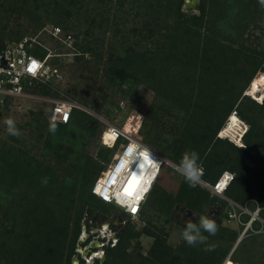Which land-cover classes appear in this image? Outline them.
Wrapping results in <instances>:
<instances>
[{"label":"trees","instance_id":"1","mask_svg":"<svg viewBox=\"0 0 264 264\" xmlns=\"http://www.w3.org/2000/svg\"><path fill=\"white\" fill-rule=\"evenodd\" d=\"M185 2L0 0V45L19 42L24 35L39 40L42 18L62 28L73 38L70 49L86 86L81 95L84 104L100 110L106 103L117 106V96L134 100L138 91H149L153 100L139 131L142 142L176 165L186 150L196 151L203 167L202 179L215 183L224 171H230L235 178L225 195L238 204L254 200L264 208V96L259 102L245 94L257 71H264V7L259 0H199L198 14H190V9H183ZM21 18L28 22L24 32L8 30L9 22ZM9 38L12 40H5ZM48 38L58 45L51 34ZM38 55L43 58L47 54L37 51ZM100 70L106 85L96 92H107H102L106 93L103 100L91 93ZM258 78L264 82V75ZM26 91L61 97L51 83L35 82ZM233 110L248 126L242 147L217 137ZM3 111L0 109V118ZM33 115L36 139L44 141L42 155L54 153L57 160L70 162V169L54 172L29 151L0 144V264H71L73 256L79 255L76 247L86 209L96 210L92 186L117 147L96 157L88 153L99 121L82 110L75 109L68 124H56L54 134L49 131L50 114ZM141 161L128 182H139ZM176 174L180 175L171 166L163 167L140 213L143 232L136 231L129 219L121 229L116 228L117 243L104 247L101 264L224 263L238 231L232 232L234 243L223 251L214 246L213 251H187L184 246L178 251L167 244L166 230L148 219L150 210L168 206L163 211L169 222L173 203L178 205L175 213L197 195L210 206L220 204L218 218L223 217L228 203L200 186L189 187L181 175L178 194L168 195L159 186L160 178L163 175L168 180ZM45 177L46 185L42 183ZM128 182L132 194L134 187ZM142 235L154 239L145 253L139 240ZM239 246L231 255L233 264H264V258L254 256L242 261L236 254Z\"/></svg>","mask_w":264,"mask_h":264},{"label":"rangeland","instance_id":"2","mask_svg":"<svg viewBox=\"0 0 264 264\" xmlns=\"http://www.w3.org/2000/svg\"><path fill=\"white\" fill-rule=\"evenodd\" d=\"M198 2L199 0H186L183 9L185 11L190 9L189 11L190 14H198V11H196V8L194 7L198 5ZM41 22L43 24V28L38 32L37 36H40L38 41L42 43L44 46H47L52 53L57 54L58 52H61L60 56L51 58L48 62V65L50 66L51 69L58 68L59 74L62 76V78H58L54 80L51 79L46 82V83L54 84L55 89L59 91L61 97L56 98L52 96H41L38 94L31 93L39 98L38 99L12 98L9 100L10 102L8 103L7 107H5L6 103L4 105H0V109H4L3 116L2 118H0V144H8V146H15L18 148H22L25 151H29L31 156L36 155L38 157V161H40L43 165L50 167L52 171L63 172V170L68 171V169H70V162L57 160L54 153L47 154L46 157L42 155L44 149V141L43 140L38 141L36 139L37 131L35 129L34 123L31 121L34 118L33 113L35 114L39 112H44L45 115H49L53 106V103L50 100H66V101L77 102L82 107L79 110L86 112L91 117L99 121L98 134L96 138H94L93 141L87 146L88 153L93 157H96L99 152H103L105 150H110L112 152V149L103 148L100 144V141L98 142V138H99L98 135L104 131L107 123L115 124L121 128L126 127V129L129 131H132L133 127L140 131V128L144 120V112L147 110L148 106L152 103L153 94L150 93L149 91L146 92L145 90H141L138 91V94L136 95L134 100H126L117 96L115 97V102L117 106H113L106 103L100 108V110H95L90 104H84V102H82L81 100V95L84 93V88H86V86L83 81L84 80L83 77L79 75L81 74V69L77 67V65L74 62L73 50H71L70 49L71 47L69 46L65 47L60 41L58 43L59 46L53 43V41L50 40L48 37L50 34L49 32L55 26L45 18H42ZM27 24L28 22L26 18H21L19 20L13 19L8 24V30L15 31L16 33L17 31L24 32ZM128 26L130 27L131 24L128 23ZM30 31L32 33V30ZM28 36L31 35H24L23 37L25 38ZM108 36L110 38L111 35L108 34ZM5 40L11 41L12 39L9 38ZM37 51L40 54L48 53V50L45 47H41ZM105 52L107 54L108 49ZM38 57L41 58L40 55H38ZM106 58L107 56L104 55V59ZM103 65L104 64L102 63L100 69L103 68ZM99 75H100V79L96 82L97 86H95V88L94 87L91 88V93H95L96 96H99L100 100H103L104 94H106L107 92L104 90L98 93L96 92L97 88L102 87V85H106V83L104 82V77H101L102 76L101 70ZM255 75L256 77L253 80H255L254 82H256L259 85L261 91V92H257V95L261 94L262 96H264V88H263L264 82L258 78L259 75H264V71L258 70ZM249 87L250 86H248V88ZM103 91L106 93H102ZM248 96H250L252 99L258 100V98L255 96L252 95H248ZM6 108H8V111ZM107 112H110V116L107 115ZM6 119H12L15 121L16 127L19 129L20 132L19 137L11 136L8 134L7 125L5 124ZM31 122H32V126L30 125ZM121 142L123 141L121 140ZM145 145L147 146L146 143ZM114 153L115 150L113 151V154ZM113 154L111 155V158ZM141 162L143 164L141 163L137 173H139L140 176H143L148 167V161L143 160ZM106 168L107 165L104 168V170ZM167 170L170 169L168 168ZM160 179L161 182L159 186H161L162 189L166 191L168 195L175 197V195L178 194V191L181 188V182L183 178L180 175L176 174L173 178H170L168 180L163 179V175ZM196 186H200V185L196 184ZM200 187L202 188V190H207L202 186ZM21 188L25 190L26 186L21 185ZM202 190L199 189V191ZM224 197L227 198L226 195ZM224 197H219V198L226 201V198ZM163 200L162 202L163 204H165L166 199L164 198ZM173 200L175 202L174 198ZM247 203H248V208L250 210L255 209L256 203L253 200L252 201L249 200ZM92 204L94 205L96 210L100 214L105 215L109 219V221L115 217H118L119 218L118 220L120 221L119 224H122V226H124L126 221L129 219L131 220V223L134 224L136 231L143 232V228L145 224L141 221V215L139 218H131L125 215L119 208H117L112 204L111 205L107 204L106 206L103 205L101 201L95 197L93 199ZM160 207L162 208V206ZM177 207L178 205H175V203H173L172 208L170 206V211H172V213L170 215L169 222H167V215L163 211L166 210L168 206L167 208L163 207L164 209L159 211L157 210L154 211L149 209L150 210L148 213L149 217L147 216L149 220L150 219L152 220L153 225L159 227V229L164 228L166 230V242L173 249L176 248L179 251V248L184 246L187 247L186 250L188 251L190 250V248L201 249L209 246H214V248H218V250L223 251L226 248L232 246L231 243L232 244L234 243L232 232H237L239 228L235 226L234 222L232 221L230 222L227 219H225L224 214L228 209V205L224 207L223 217L220 218H218V216L220 215V204L217 203V205L213 204L212 206H210L209 201H202L201 197H198V195L194 196L193 198H189L187 203L185 202L179 207L181 210L174 213ZM144 210H146V205ZM206 211H207V215H209L210 218H213L217 222L218 231L215 235H210L204 232L203 235L207 237L206 242L190 247L184 242L181 235L185 227V224L189 220L197 221L198 217L201 215H205ZM120 215H123V217H121ZM261 217L264 218V210L261 213ZM248 218L249 216L246 214L242 216L243 221H246ZM109 221H105L103 220V218H99V217H97L96 220L93 221L91 217L86 218V214H85V217L83 219L82 233L76 247V251L79 255L73 256L71 260V264H89V263L97 264L98 263L97 259L93 257H97V258L99 257L100 259L102 258V260H105L104 252H102V248L100 247L101 244H98L97 241L93 243V245L97 247V252L92 254V252H90V247L92 246L91 243L89 242L87 244L84 241L87 239L88 235L86 231H88L90 225L97 224V226L92 227V230L97 232L96 236L98 237V235L101 236L100 225L106 226L109 223ZM122 226L116 228H118L119 230L122 228ZM254 228L259 231L256 233L250 230L248 232V235L242 240H240V242L238 243V245H240L238 249L240 250L237 249L236 254H238V257L242 259V261L245 260L247 256H254L257 259L264 258V226H262L261 223L256 222L254 224ZM109 231L110 233H112V230ZM139 240L142 242L143 252L145 253L148 251L154 239L142 235ZM235 244H233V248ZM243 244H245V247L241 249ZM99 263L101 264V260ZM225 264H231V263L228 261Z\"/></svg>","mask_w":264,"mask_h":264},{"label":"built area","instance_id":"3","mask_svg":"<svg viewBox=\"0 0 264 264\" xmlns=\"http://www.w3.org/2000/svg\"><path fill=\"white\" fill-rule=\"evenodd\" d=\"M49 33L65 47H72V36L65 34L60 27H53ZM41 47H45L48 50L44 60H40L37 57V50ZM60 55L52 53L47 46H44L37 40V37H25L19 42L7 43L3 46L0 45V105H4L12 98L38 99L39 97L34 96L26 91V89L31 87L35 82L46 83L51 79L62 78L58 68L51 69L48 65L51 58ZM245 94H247V91ZM50 101L53 103V106L49 119L55 124H68L72 118L73 111L82 108L74 101ZM259 102H262V99ZM65 116L67 119H65ZM247 128L248 126L239 118L237 111L233 110L218 132L217 137L227 139L235 145L242 147L244 145L242 138ZM100 144L103 148L114 149L117 147V149L107 168L93 184L91 189L92 194L100 201L116 206L125 215L131 218H139L142 207L151 193L163 167L169 165L176 170V164L147 147L142 142L139 130L134 127L132 131H129L126 127L121 128L115 124L107 123L106 128L102 132ZM142 158H145V160L148 159L150 163L144 175L140 178L134 192L131 195L125 194L123 186L137 164H140L139 162ZM234 178V173L224 171L215 183H210L200 178L197 185L206 188L213 197H224L225 192ZM227 198L228 209L225 219L234 222L235 226L239 228V242L248 235L250 230L256 233L259 231L254 228L256 222L264 226V218L261 217L264 208L257 202L253 200L256 203V207L254 210H250L247 202L241 205ZM133 208H136L135 212L132 211ZM244 214L249 216L246 221L242 220ZM119 222L118 219H111L106 226L100 225L101 236L98 235V237L96 236L97 232L92 230V227L97 226V224L90 225L88 231H86L88 235L87 239L90 238L89 242L91 245L97 241L98 244L104 246L108 240L102 241L104 237L103 232L107 231L111 234L112 239L109 246H114L118 239L116 236V227L122 226ZM109 230H112V233ZM101 245L100 247L102 248ZM102 252H104V249H102ZM232 253L230 252L226 259H231Z\"/></svg>","mask_w":264,"mask_h":264},{"label":"clouds","instance_id":"4","mask_svg":"<svg viewBox=\"0 0 264 264\" xmlns=\"http://www.w3.org/2000/svg\"><path fill=\"white\" fill-rule=\"evenodd\" d=\"M259 3L261 7H264V0H259ZM262 95H260L261 97ZM263 99V98H262ZM5 124L7 125V132L11 136L19 137L20 132L19 129L16 127L15 121L12 119H6ZM49 131H51L53 134L56 131V124L50 123ZM176 171L183 176L185 182L188 184L189 187H195L197 182L200 180V178L203 175V167L200 160L199 153H197L194 150H186L182 155L181 158L176 165ZM48 178L45 177L42 180L43 184H47ZM218 231V225L217 222L210 218L209 215H201L198 217V220L196 222H193V220H189L186 222L185 227L182 231V238L184 242L192 247L196 246L197 244L205 243L207 240V237L203 235L204 232L215 235ZM104 237L102 238V241H107V244L102 246V249L104 247L109 246L111 243V234L109 232L105 231L103 232ZM93 250H96L95 252ZM213 247L209 246L204 249V251H213ZM90 252L96 253L97 247L90 248ZM100 261V258L93 257ZM88 263V262H86ZM94 263V262H92ZM90 264V263H89ZM100 264V263H97Z\"/></svg>","mask_w":264,"mask_h":264},{"label":"bare ground","instance_id":"5","mask_svg":"<svg viewBox=\"0 0 264 264\" xmlns=\"http://www.w3.org/2000/svg\"><path fill=\"white\" fill-rule=\"evenodd\" d=\"M38 57V56H37ZM40 60H44V58L45 57H38ZM257 92H261L260 91V88H259V85L256 83V82H252L251 83V85H250V87L248 88V90H247V94L246 95H252V96H255V97H257L258 98V100H261L262 98H263V96L262 97H260V95H257ZM236 121V120H235ZM144 160H145V158H144ZM146 160H148V159H146ZM145 160V161H146ZM149 163H150V161L148 160V165H149ZM138 165V164H137ZM136 168V167H135ZM133 172V171H132ZM129 181V179H127V181H126V183L124 184V193L125 194H128V193H126L125 192V188H127V182ZM128 183H130V186L132 187H134L133 188V191H132V193L134 192V190L137 188V185H138V183H135L134 181H131V182H128ZM129 195V194H128ZM230 262L231 264H233V262L231 261V259H226L225 261H224V264L226 263V262Z\"/></svg>","mask_w":264,"mask_h":264},{"label":"water","instance_id":"6","mask_svg":"<svg viewBox=\"0 0 264 264\" xmlns=\"http://www.w3.org/2000/svg\"><path fill=\"white\" fill-rule=\"evenodd\" d=\"M194 7L197 8V5ZM89 217H91L93 221H95L97 217L103 218V220H105V221H109V219L105 215L100 214L98 211H96L94 208H91V207H88L86 209V218H89ZM115 219H119V218L115 217L112 220H115ZM238 243H239V240L236 241V244H235L234 248L232 249L231 253L234 251V249L236 248ZM91 248H95V246L92 245ZM86 252H87V250H86ZM100 260H101V263H102V261H104V260H102V258Z\"/></svg>","mask_w":264,"mask_h":264},{"label":"snow or ice","instance_id":"7","mask_svg":"<svg viewBox=\"0 0 264 264\" xmlns=\"http://www.w3.org/2000/svg\"><path fill=\"white\" fill-rule=\"evenodd\" d=\"M65 119H67L66 116H65ZM125 192L128 193L129 195H131V193L128 191L127 188H125ZM137 199H139V197H137ZM132 211L135 212L136 211V208H133Z\"/></svg>","mask_w":264,"mask_h":264}]
</instances>
